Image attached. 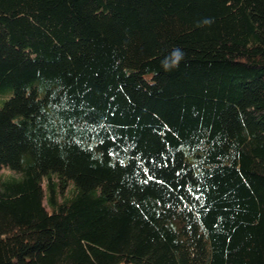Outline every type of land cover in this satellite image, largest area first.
<instances>
[{"label":"trees","instance_id":"trees-1","mask_svg":"<svg viewBox=\"0 0 264 264\" xmlns=\"http://www.w3.org/2000/svg\"><path fill=\"white\" fill-rule=\"evenodd\" d=\"M0 264H264V0H0Z\"/></svg>","mask_w":264,"mask_h":264},{"label":"clouds","instance_id":"clouds-1","mask_svg":"<svg viewBox=\"0 0 264 264\" xmlns=\"http://www.w3.org/2000/svg\"><path fill=\"white\" fill-rule=\"evenodd\" d=\"M180 59H181V54L177 53L176 54V58H175V62H176L177 66H178V62H179Z\"/></svg>","mask_w":264,"mask_h":264},{"label":"rangeland","instance_id":"rangeland-1","mask_svg":"<svg viewBox=\"0 0 264 264\" xmlns=\"http://www.w3.org/2000/svg\"><path fill=\"white\" fill-rule=\"evenodd\" d=\"M2 171H3V172H8V171L10 172V169L4 167V168L2 169ZM44 202L46 203V199H44Z\"/></svg>","mask_w":264,"mask_h":264}]
</instances>
